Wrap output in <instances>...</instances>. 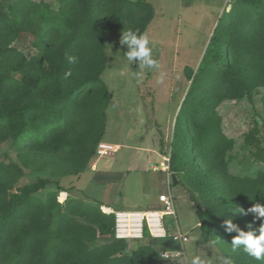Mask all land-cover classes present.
Listing matches in <instances>:
<instances>
[{
	"label": "rangeland",
	"instance_id": "1",
	"mask_svg": "<svg viewBox=\"0 0 264 264\" xmlns=\"http://www.w3.org/2000/svg\"><path fill=\"white\" fill-rule=\"evenodd\" d=\"M61 1L0 0V13L12 15L21 6L26 8L25 29L12 40L11 47L28 60L41 55V40L47 33L41 32L44 23L40 16L47 8L58 11ZM147 1L154 9V18L146 33L152 41L153 59L166 74L164 84L156 82L159 73L152 71L145 73L142 83L138 82L133 76V72L139 71L138 63H128L125 54L129 49L120 44L124 34L118 29L122 12L125 8L131 9L135 0H110L102 7L99 16L84 8L85 3L78 0L75 1L77 5L74 4L77 10L74 18L90 23L89 39L103 31L106 63L101 79L112 97L105 118L94 115L86 118L85 111L78 112L72 124L71 142L57 154L35 155L0 133V208L5 207L11 195L20 188L38 179L50 181L46 189L35 194L2 229L0 264H91L104 258H111L113 264H179L180 259L184 264H190L196 255L205 259L224 255L237 263L243 249L232 252L231 241L235 236L226 232L225 220L217 218L218 204L215 201L214 206L213 200L208 198V189L206 199L200 196L184 181L183 175L180 176L183 186L198 201L200 210L212 212L209 242L201 244L197 207L180 184L172 185L177 222L191 238L185 245L186 258H160L162 251L181 250L169 238L130 239L117 243L114 236L102 235L98 225L91 221L92 215L100 219L102 215L109 219L113 215L105 213L111 211L109 208L105 207L104 212L87 196L101 200L115 210L145 211L148 204L156 197L158 199L159 190L166 191L165 176L154 172L151 165H159L171 152L177 126L181 120L184 123L185 116L190 115L205 97L207 81H194V76L215 28L229 21L227 13L234 5V0ZM252 12L237 24L239 29L233 37L236 48L232 56L246 82L245 95L241 99L224 100L216 110L222 133L232 141L222 143L223 146L226 144V149H221L223 163L220 168L237 178L232 183L233 196L247 195L246 205L253 203L254 206L257 203L264 205V66L248 59L245 50H250L254 58L264 64L263 31L258 32L254 27L255 22L264 19V13ZM60 57L55 55L56 60L46 62L45 66L58 65ZM11 75L21 78L19 73ZM190 89L192 94L188 95ZM96 92L91 88L84 96L91 98ZM51 96L52 92L47 90L40 98L39 110L31 127L34 135L49 132L46 126L48 117L64 105L61 101L52 106ZM184 127L189 128L185 124ZM98 143L119 145L120 148L115 147L118 152L112 151L109 157H98ZM87 161V170L95 169L97 164L98 173L110 172L116 180L105 184L91 183V177L96 174L78 173ZM109 219L108 226L111 224ZM166 220L167 227L174 229V217ZM245 224L244 228L239 225L243 231L253 223ZM62 239L75 242L67 240L68 243L60 244ZM213 240L217 241L215 247L210 246Z\"/></svg>",
	"mask_w": 264,
	"mask_h": 264
},
{
	"label": "trees",
	"instance_id": "2",
	"mask_svg": "<svg viewBox=\"0 0 264 264\" xmlns=\"http://www.w3.org/2000/svg\"><path fill=\"white\" fill-rule=\"evenodd\" d=\"M75 1L62 0L58 11L47 8L45 14L40 16L44 27L47 26L42 27L41 32L47 35L41 40V55L30 60L10 45L12 40L25 29L23 24L26 8L21 6L12 15L0 13V133L3 132L4 136H9L16 144L23 145L26 151L35 155L57 154L65 150L71 142L70 133L72 124L77 119V113L85 111L86 118L94 115L96 118L104 119L112 99L106 84L101 79L106 63L102 43L103 31L100 30L94 39H89L90 23L84 19L74 18V12H77L74 7V4L77 5ZM82 1L86 6L84 8L99 16L102 7L110 0ZM252 11H255V14L264 13V0H234L231 12L227 13L230 16L229 21L215 28L204 58L194 76V81L199 79L207 81L205 97L190 115L185 116L184 123L182 124L181 120L177 126L173 149L170 152L171 173L176 175L186 193L189 195L188 189L183 186L181 175L184 176V181L205 199L208 189L210 194L208 198L213 200L214 206L216 201L220 208L217 211L218 219L231 220L233 224L243 228L245 223L249 221L253 223L254 218L252 215H240L238 210L243 208L247 212L253 207V203L246 205L247 195L233 196L232 183L237 181V178L221 170L223 163L221 149L223 151L226 145L223 146L222 143L229 144L232 141L222 133L221 120L216 109L224 100L241 99L245 95L246 82L241 68L232 56L236 48L233 37L239 29L237 24ZM122 15L118 27L120 31L123 33L132 31L133 26V32L143 35L154 18V9L147 0H135L133 7L125 8ZM91 21L97 23L93 18ZM254 27L258 32L262 29L264 35V19L255 22ZM245 52L248 59L261 67L264 66L261 60L254 58L250 50ZM55 55L61 56L58 65L46 67V62L56 60ZM67 57H75L77 62L69 63ZM69 71L72 75L65 79V74ZM11 73H19L21 78L12 77ZM91 88L97 90L96 95L87 98L88 95H84ZM47 90L52 92L50 97L52 106L61 101L64 105L62 109L55 110L48 117L46 126L49 132L34 135L31 127L39 110L40 98ZM190 94H192L191 89L188 95ZM184 124L189 128L184 127ZM218 143L221 145L217 146ZM161 151L164 152L163 147ZM87 163L88 161L78 172L79 174L87 171ZM49 184L50 181L47 179H38L11 195L7 205L0 208V234L9 221L31 202L33 196L45 190ZM53 194L57 196V193ZM189 198L197 207L202 231L200 243L207 244L212 233V223L209 221L212 212L208 209L201 211L195 197L189 195ZM95 202L102 206V203ZM92 216L91 221L98 225L102 235L115 237L114 216L111 219L106 215H102L101 219L96 215ZM108 219L111 222L109 226ZM255 223L252 229H246L245 232L252 230L258 235V229L264 224V220ZM233 235L235 236L236 233ZM62 240L60 244L75 242L73 239ZM116 242L123 243L126 240ZM236 262V264H264V261H256L244 251H241ZM91 264H113V260L104 258Z\"/></svg>",
	"mask_w": 264,
	"mask_h": 264
},
{
	"label": "clouds",
	"instance_id": "3",
	"mask_svg": "<svg viewBox=\"0 0 264 264\" xmlns=\"http://www.w3.org/2000/svg\"><path fill=\"white\" fill-rule=\"evenodd\" d=\"M152 41L148 38L147 33L141 35L139 32H133L131 30L126 31L120 44L122 46L126 45L129 51L125 54V58L130 65L133 63H138L139 71L133 72L134 78L142 83L145 78V73L148 71L157 72L159 75L156 78L158 84H164L166 79V74L162 72L161 65L155 59H153V50L150 47ZM69 63H76L75 57H67ZM72 73L69 71L65 74V79L70 78ZM240 215H252L255 219L253 224L257 221L264 220V205L259 203L255 204L253 207L249 208L247 212L243 208L239 210ZM253 224L247 225L249 229L253 228ZM226 232L228 234L236 233L235 237L231 241V250L233 253L238 252L243 249L244 253L256 261H264V224H262L257 235L256 231L245 232L241 230L238 225L233 224L231 220L225 221L224 225ZM163 236V234H161ZM217 244L216 240L211 242V247H215ZM183 253L179 251H171L163 253L160 258L162 260H167L171 257L179 258L182 257ZM179 264H184L183 259H180ZM190 264H234L230 257L224 255L216 256L215 258L205 259L200 255H196L190 260Z\"/></svg>",
	"mask_w": 264,
	"mask_h": 264
},
{
	"label": "built area",
	"instance_id": "4",
	"mask_svg": "<svg viewBox=\"0 0 264 264\" xmlns=\"http://www.w3.org/2000/svg\"><path fill=\"white\" fill-rule=\"evenodd\" d=\"M116 146L101 143L97 149V156L104 157L110 153L116 152ZM171 153L169 152L163 157V161L158 165L153 163L151 168L155 172H163L167 175L168 183L172 184V173L170 170ZM159 202L161 207L159 210L148 212H132V211H113L112 214L115 220V238L117 240H141L146 236L152 239H171L177 243L183 253L182 257L186 258L185 245L191 241V238L186 232H183L179 227L176 217L175 197L170 190L167 193L160 195ZM174 217L175 228L167 227L166 218ZM147 233V235H146ZM163 234V236H161ZM170 251H162L163 253ZM171 257V256H170ZM175 258V257H174ZM181 258V257H179Z\"/></svg>",
	"mask_w": 264,
	"mask_h": 264
},
{
	"label": "crops",
	"instance_id": "5",
	"mask_svg": "<svg viewBox=\"0 0 264 264\" xmlns=\"http://www.w3.org/2000/svg\"><path fill=\"white\" fill-rule=\"evenodd\" d=\"M114 146H116V147H118V148H120V146L119 145H114ZM118 151H116V153H117ZM109 156H111V155H108L107 157H109ZM88 172H91V173H94V174H96L95 176H93V177H91V179H90V182L91 183H94V184H105V183H110V182H113V181H115L116 179H114L115 178V176L114 175H111V173L110 172H101V173H98V169H97V164H96V167H95V169H93V170H87L86 172H85V174L84 175H86ZM155 172V171H154ZM160 172V171H159ZM98 173V174H97ZM161 173H163V172H161ZM102 174V175H101ZM163 175L165 176V186H167V188H166V191H164L163 192V190H159V194H158V199H157V197L155 198V201L154 202H152V203H150V204H148V206H149V208H148V210H145V211H135V210H132V212H148V211H153V210H159L160 209V207H161V204H160V202H159V197H160V195H162V194H164V193H167V191L168 190H170L171 192H172V194H173V190H172V185H173V181H172V184L170 185L169 183H168V179H167V175L165 174V173H163ZM178 185H179V181H178ZM178 185H174V186H178ZM79 189L81 190V188L79 187ZM184 190V189H183ZM174 195V194H173ZM86 196V195H85ZM89 199H91L92 201H97V202H100V203H102V206H101V209L104 211V208L106 207V208H109L110 210H113V211H131V210H121V209H117V210H115L113 207H111V206H109V205H106V204H104L101 200H97V199H93V197H91V196H87ZM175 197V196H174ZM108 214V213H107ZM167 221V220H166ZM147 238H149V237H147ZM150 239H152V238H150Z\"/></svg>",
	"mask_w": 264,
	"mask_h": 264
},
{
	"label": "water",
	"instance_id": "6",
	"mask_svg": "<svg viewBox=\"0 0 264 264\" xmlns=\"http://www.w3.org/2000/svg\"><path fill=\"white\" fill-rule=\"evenodd\" d=\"M173 185H178V180L175 174L172 175Z\"/></svg>",
	"mask_w": 264,
	"mask_h": 264
},
{
	"label": "bare ground",
	"instance_id": "7",
	"mask_svg": "<svg viewBox=\"0 0 264 264\" xmlns=\"http://www.w3.org/2000/svg\"><path fill=\"white\" fill-rule=\"evenodd\" d=\"M104 212H105V210H104ZM105 213H108V214H110V213H112V210H111L110 212H105Z\"/></svg>",
	"mask_w": 264,
	"mask_h": 264
}]
</instances>
